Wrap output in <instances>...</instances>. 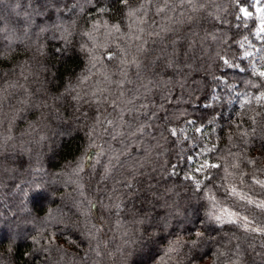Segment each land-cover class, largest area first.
<instances>
[{
    "label": "trees",
    "instance_id": "1",
    "mask_svg": "<svg viewBox=\"0 0 264 264\" xmlns=\"http://www.w3.org/2000/svg\"><path fill=\"white\" fill-rule=\"evenodd\" d=\"M135 4L0 0V264H264V236L208 218L264 227L229 191L264 200V36L232 0Z\"/></svg>",
    "mask_w": 264,
    "mask_h": 264
},
{
    "label": "snow or ice",
    "instance_id": "2",
    "mask_svg": "<svg viewBox=\"0 0 264 264\" xmlns=\"http://www.w3.org/2000/svg\"><path fill=\"white\" fill-rule=\"evenodd\" d=\"M181 2H185V0H181ZM186 2L189 5L194 4V0H186ZM233 2V7L235 8L236 11V19L242 22H245L243 26L246 25V21L249 19L253 20V27L256 28V31L254 35L256 36H264V0H232ZM120 3L124 6L126 9V15L128 17H135L138 14L143 13V5L142 4H135L134 5V0H120ZM164 7H157L156 11L157 14L163 13L165 11V8L168 7V0H163ZM195 10V9H194ZM105 11V9L101 8V12ZM256 21H259L258 25L256 24ZM94 27H98V25H94ZM112 29L116 32H119V25H112ZM168 29L161 28L160 32H155L154 34L156 36H160L161 32L167 31ZM85 35H88L91 38V33H85ZM247 37H245V40ZM140 51H143V45L139 47ZM251 55L249 52H245L244 56L247 57ZM109 59L112 57L109 56ZM225 64H229L228 60L223 61ZM135 63V61H133ZM257 75L261 78H264V70L259 71ZM254 87L259 88L260 85H253ZM254 100L260 104L261 108H264V92H260L259 95L254 96ZM252 103V100H246L245 104H250ZM257 115H260V113H257ZM251 120V123L253 127L251 128V133L255 134L257 129L255 125L257 124V119L255 116L249 117ZM107 123L111 124L112 121H106ZM264 127V124L261 125ZM239 127V125H237ZM170 133L172 136L177 135V129L176 128H171L169 129ZM181 132L183 129L180 130ZM194 131L201 133L202 135L204 134L201 130V128L197 127L194 129ZM249 135V132L244 131L241 132L242 137H246ZM244 143H247V140L244 141ZM216 150L215 145H213L210 148L206 149V153H212ZM191 159V157H189ZM250 164H255V161H249ZM223 166L221 164H216V163H210L207 159H205L203 162L199 164L198 167L194 169L195 173H206L208 169H219L222 168ZM232 168H238L239 165L233 164L231 165ZM82 170V169H80ZM224 171L227 173L228 170L225 168ZM228 175H232V173H228ZM206 179H211L210 175L205 176ZM185 179L190 180L193 182V185L196 190L201 189V185L203 181L201 179L196 178L194 175H188L185 177ZM254 184L258 185L260 188L264 189V180L260 179H253ZM128 187H131V185H127ZM231 195L234 197H238V199L242 202H244L247 205H252L255 208H258L261 212H264V200L256 202L249 196H247L244 193L238 192L235 187H232L230 190ZM214 199V198H211ZM118 207V206H117ZM208 218L214 222H217L221 225L227 223V224H232V225H237L243 229L244 232H252V233H258L261 236H264V227H249L250 224H252V221L249 220L247 216H241L238 212L232 211L227 208L220 209L218 214L210 212L208 214ZM204 236L203 232L196 231L195 232V237L196 238H202ZM177 244L179 241L176 242ZM191 243L193 246L196 245L197 239H192ZM264 247V245H262ZM174 250L173 248H170L169 251ZM99 255L100 253L97 251L96 253Z\"/></svg>",
    "mask_w": 264,
    "mask_h": 264
},
{
    "label": "rangeland",
    "instance_id": "3",
    "mask_svg": "<svg viewBox=\"0 0 264 264\" xmlns=\"http://www.w3.org/2000/svg\"><path fill=\"white\" fill-rule=\"evenodd\" d=\"M259 21H256V24L258 25ZM256 28L253 31V34L255 33ZM256 40H260L262 36H256L254 35ZM245 52H249L251 53V55L245 57L244 53ZM242 58L244 59V62H247L248 65L250 66V68L256 69L258 68V47L256 44L251 43V42H247L244 46V50L242 52Z\"/></svg>",
    "mask_w": 264,
    "mask_h": 264
}]
</instances>
